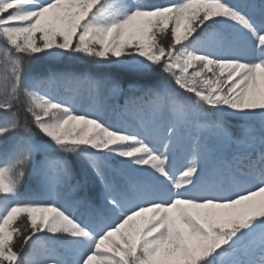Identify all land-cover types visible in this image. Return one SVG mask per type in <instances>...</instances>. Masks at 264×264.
<instances>
[{
    "label": "snow or ice",
    "instance_id": "1",
    "mask_svg": "<svg viewBox=\"0 0 264 264\" xmlns=\"http://www.w3.org/2000/svg\"><path fill=\"white\" fill-rule=\"evenodd\" d=\"M0 264H264V0H0Z\"/></svg>",
    "mask_w": 264,
    "mask_h": 264
},
{
    "label": "trees",
    "instance_id": "2",
    "mask_svg": "<svg viewBox=\"0 0 264 264\" xmlns=\"http://www.w3.org/2000/svg\"><path fill=\"white\" fill-rule=\"evenodd\" d=\"M39 258V257H38Z\"/></svg>",
    "mask_w": 264,
    "mask_h": 264
}]
</instances>
